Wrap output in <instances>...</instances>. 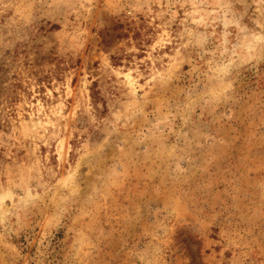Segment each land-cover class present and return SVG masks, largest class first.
<instances>
[{
    "label": "rangeland",
    "instance_id": "rangeland-1",
    "mask_svg": "<svg viewBox=\"0 0 264 264\" xmlns=\"http://www.w3.org/2000/svg\"><path fill=\"white\" fill-rule=\"evenodd\" d=\"M0 264H264V0H0Z\"/></svg>",
    "mask_w": 264,
    "mask_h": 264
}]
</instances>
